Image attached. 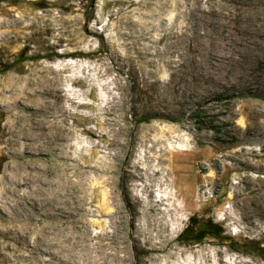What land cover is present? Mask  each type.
Listing matches in <instances>:
<instances>
[{"label":"rangeland","instance_id":"obj_1","mask_svg":"<svg viewBox=\"0 0 264 264\" xmlns=\"http://www.w3.org/2000/svg\"><path fill=\"white\" fill-rule=\"evenodd\" d=\"M263 185L264 0H0V264H264Z\"/></svg>","mask_w":264,"mask_h":264},{"label":"trees","instance_id":"obj_2","mask_svg":"<svg viewBox=\"0 0 264 264\" xmlns=\"http://www.w3.org/2000/svg\"><path fill=\"white\" fill-rule=\"evenodd\" d=\"M56 56H60L55 53ZM145 119H140L144 121ZM190 222L185 226L178 236V241L191 245V244H201L208 239H221V234L223 233V227L216 222H213L210 218H202L196 215L191 216ZM258 253L264 257V246L258 247Z\"/></svg>","mask_w":264,"mask_h":264},{"label":"bare ground","instance_id":"obj_3","mask_svg":"<svg viewBox=\"0 0 264 264\" xmlns=\"http://www.w3.org/2000/svg\"><path fill=\"white\" fill-rule=\"evenodd\" d=\"M43 91V90H42ZM45 92V91H44ZM43 92V93H44ZM263 132V131H262ZM258 135V134H257ZM255 137V136H254ZM261 138V137H260ZM245 153V152H244ZM248 163V162H247ZM260 165V164H259ZM168 179L167 178H165L164 179V181H167ZM264 186V185H263ZM184 188V187H183ZM199 189V188H198ZM182 193V195L184 196V198H186V199H188V195H189V189H188V187H186V188H184V191H180V194ZM263 193V192H262ZM170 200V199H169ZM238 204V203H237ZM186 206V208L185 209H188L189 208V206H190V203L189 202H187V204H185ZM241 205V204H240ZM243 205V204H242ZM155 207V206H154ZM246 209V208H245ZM264 214V213H263ZM258 216V215H257ZM243 218V217H242ZM247 218V217H246ZM243 220V219H242ZM178 225L180 224L179 222L177 223ZM258 225V224H257ZM242 226V225H241ZM259 228V227H258ZM244 229H245V227H244ZM250 229V228H249ZM248 230V229H247ZM225 244V243H224ZM232 245V244H231ZM228 247V246H227ZM231 247V246H230ZM231 249V248H230ZM218 252V251H217ZM171 256V255H170ZM241 257V256H240ZM210 259V258H209ZM218 259V258H217ZM229 259V258H228ZM227 259V260H228ZM264 260V259H263ZM213 262V261H212ZM216 262V261H215ZM218 262H221V261H218ZM181 263V262H180ZM186 263V262H185ZM188 263V262H187ZM229 263V262H228ZM237 263V262H236Z\"/></svg>","mask_w":264,"mask_h":264}]
</instances>
